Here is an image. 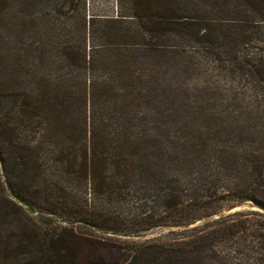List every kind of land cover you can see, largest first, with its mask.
Returning <instances> with one entry per match:
<instances>
[{
	"label": "trees",
	"instance_id": "trees-1",
	"mask_svg": "<svg viewBox=\"0 0 264 264\" xmlns=\"http://www.w3.org/2000/svg\"><path fill=\"white\" fill-rule=\"evenodd\" d=\"M127 1L125 8L117 0L116 17L98 18L138 20L143 32L137 42L124 29L114 31L107 50L116 54L115 75L110 62L99 66L94 56L90 61V52L99 49L94 45L89 44V52L68 49L66 59L86 67L89 76L73 85L67 75L57 74L55 83H38L15 95L11 111L0 115V150L5 148L20 166L19 179L38 181L32 188L11 179L8 187L30 207L79 229L128 237L154 228L178 230L170 242L133 245L119 264H241L232 254L244 250L253 264H264L262 99L246 110L235 94L202 89L193 100L196 114L183 120L176 116L177 105L151 106L146 115L169 118L151 126L165 132L162 140L140 137L147 125L137 124L134 113L128 117L126 105L118 109L119 96L129 94L122 89L142 82L140 74L133 80L130 58L139 45L168 56L179 71L191 64L188 49H197L217 67L227 60L228 78L236 72L254 89L264 88V48L253 59L239 55L252 41L264 42V0H211L201 7L177 0ZM157 85L150 82L148 92L135 98L153 95L151 103L161 95L168 98L167 91L151 92ZM146 144L153 151L146 152ZM50 168L54 179L46 178ZM222 202L227 211L247 203L249 209L225 214ZM21 238L32 244L35 260L20 264H109L100 255H81L65 229L31 230Z\"/></svg>",
	"mask_w": 264,
	"mask_h": 264
},
{
	"label": "rangeland",
	"instance_id": "rangeland-1",
	"mask_svg": "<svg viewBox=\"0 0 264 264\" xmlns=\"http://www.w3.org/2000/svg\"><path fill=\"white\" fill-rule=\"evenodd\" d=\"M177 1L201 7L205 6L207 1L210 6L211 0ZM116 3L117 0H0V115L11 111L8 109L13 106L15 95L35 88L38 83L44 86L53 81V77L57 74L67 75L68 83L73 85H77L78 80H83L86 75L89 76V73L85 71L86 67L75 65L66 59L64 52L68 49L76 50L79 47L89 52V44L94 45V48L99 49L90 52L93 53L90 61L95 62L97 59L99 66L110 62V70L112 75H115L116 64L113 60L116 54L114 51L107 50L108 46H113L109 43L113 40L114 31L124 29L125 35L128 34L129 37H127L130 40L137 42L140 40V33H143L138 20L128 18L113 22L108 19H98L116 17L118 10ZM121 4L125 8L130 5L127 0H123ZM93 16H96L95 19H92ZM263 48L264 42L252 41L241 49L239 55L253 59L263 54L261 50ZM134 51V56H130L135 66L132 68L133 80H136L137 74H140L143 77L142 82L132 81L130 87L122 89V91H129V94L126 98L119 96L118 109L122 104L126 105L130 111L128 117L134 113V120L137 124L144 123L141 125L143 128L147 125L145 133L140 132V137L150 138L155 135L162 140L165 136V132L151 126H159L169 118L158 113L146 115L151 106H161L158 109H163L177 105L178 115L176 116L183 120L196 114L198 109L193 100L202 89L214 91L217 88L222 93L235 94L240 97L237 98V104L245 107L246 110L256 104L255 99H262L259 103L263 107L264 88L258 86L254 89L249 80L235 77L236 72L235 74L232 72V77L228 78L227 71L232 67L227 60H223L217 67L210 55L189 48L188 56L191 64L183 68L185 71H179V69H174L173 61L168 56L151 53L140 45ZM161 62L163 65L159 66ZM31 68L34 70L32 73ZM234 69L237 71L236 68ZM94 71L93 69L91 73ZM150 82L158 84L151 92L167 91L168 98L161 95L152 103L153 95H145L139 100L136 99L135 96L148 92L147 86ZM117 83L118 81L115 85ZM60 84L63 85V82ZM153 98L155 99L154 96ZM218 103L228 104L225 100H220ZM143 115L144 119H142ZM253 130V127H250L249 131ZM243 133L247 137L244 131ZM26 134L22 133V135ZM41 135L44 136L46 133L43 131ZM144 147L146 152L153 151L149 144ZM45 152L48 155L51 154L50 150ZM8 154L5 148H1L0 264H20L25 263L26 260H35L33 254L29 252L33 251L32 244L24 239L21 240L22 234H27L31 230L59 233L61 229H65V234L77 244L81 255H100L106 258L109 264L121 263L125 255L131 253L129 249L133 245L153 240L166 243L178 237L176 228H154L141 235L128 237L127 235L99 233L85 227L79 229L74 224L62 221L56 215L40 212L34 207L32 208L36 213L30 214L10 197L6 187L8 180L11 179H15V182L24 187L32 188L38 185V181L31 182L27 178L19 179L17 173L20 166L10 159ZM2 156L6 158L5 162L2 161ZM53 172H55L53 168L47 169L46 178H49ZM221 204L225 214L241 208L249 209L247 203L245 206H236L227 211V203L222 202ZM248 254L249 250H244L239 255L232 254L235 257L232 260L235 262L239 258L241 264H253V261L247 258Z\"/></svg>",
	"mask_w": 264,
	"mask_h": 264
},
{
	"label": "water",
	"instance_id": "water-1",
	"mask_svg": "<svg viewBox=\"0 0 264 264\" xmlns=\"http://www.w3.org/2000/svg\"><path fill=\"white\" fill-rule=\"evenodd\" d=\"M6 191L7 193L10 195V197L15 200L16 202H18L19 205H21L28 213L30 214H35L36 212L34 211V209L32 207H30L28 205V203L26 201H24L23 199H21L20 197H18L17 195H15L10 188L7 186L6 187Z\"/></svg>",
	"mask_w": 264,
	"mask_h": 264
}]
</instances>
